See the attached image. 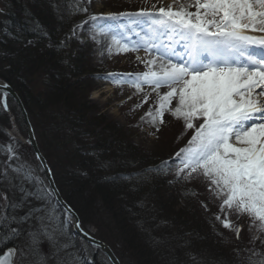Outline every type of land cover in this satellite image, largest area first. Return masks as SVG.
I'll return each instance as SVG.
<instances>
[{
  "label": "snow or ice",
  "instance_id": "snow-or-ice-1",
  "mask_svg": "<svg viewBox=\"0 0 264 264\" xmlns=\"http://www.w3.org/2000/svg\"><path fill=\"white\" fill-rule=\"evenodd\" d=\"M194 6V12L184 5L175 10L170 4L157 11L100 14L90 19L126 18V24H94L92 28L124 51L131 46V50L156 53V58L145 62L149 70L131 81L138 90L142 85L153 91L169 89L158 93L159 107L155 113H146L148 123L163 125L165 112H170L183 121L185 130H194L175 154L178 162L164 161L147 170L145 177L174 170L176 182L203 178L211 197L219 200L220 214L215 219L224 228L239 238L242 228L228 215L237 219L246 215L250 227L264 232V0H194ZM79 10L88 11L86 7ZM157 59L159 70H154ZM0 107L7 109L6 100ZM8 153L13 160L20 159L11 145ZM33 182L34 187L27 186ZM55 195L26 163L14 167L5 162L0 171V224L9 228L10 236L25 235L29 243L0 253V264H16L17 251L21 264H83L69 250L74 246L62 241L63 220H57L52 207ZM21 209L26 211L18 215ZM44 241L47 254L40 247ZM248 259L249 264H264V259Z\"/></svg>",
  "mask_w": 264,
  "mask_h": 264
},
{
  "label": "rangeland",
  "instance_id": "rangeland-1",
  "mask_svg": "<svg viewBox=\"0 0 264 264\" xmlns=\"http://www.w3.org/2000/svg\"><path fill=\"white\" fill-rule=\"evenodd\" d=\"M64 1L65 0H20L17 4H12L11 0H0L3 4L7 2L12 11L16 10V15L22 14L24 17L27 16L36 21L34 27L36 29L38 28L42 34L47 30L56 34H61V32L65 30L68 32L64 36L68 38V44H70L69 50L67 51L68 47L62 48L61 46L58 51L55 50L52 52L51 50L54 47V43H50L51 39L47 41V43L44 42V46L38 49L36 56L42 55L45 60L47 59V62L43 63L42 68L37 72L27 73L23 69L25 74L23 77L26 81L32 83L36 97H39L37 106L39 117L34 116L33 120L35 126L32 125L34 128L36 127L35 130L33 128V134L36 144L35 147L38 150L39 156L46 160L48 164L49 162L46 156L48 155L50 157V164L54 166L55 172L60 180L59 183L64 185V189H70L72 191V193H70L71 195L77 197L83 196L84 199H87L93 195L87 190L89 181L85 183L86 176L80 175L82 178L72 177L75 174V170L78 168L77 164L80 162L78 152L76 151L79 149L78 143L82 140V135L80 137L79 134L86 132L90 137H93L94 142L97 143L100 141L101 145L99 146L104 147L107 154H110L118 161L112 165V167L115 168H118V166L122 168V162H124L122 160L125 159L128 160V162H131L139 160L141 157L143 158V162L145 158L154 156V152H158L160 148H166L169 145L171 146L173 142H176V144L182 143L187 139L185 143L187 144L192 135L187 133L191 130L184 129L183 121L172 117L170 112H165L164 114V117H169L171 119V122H169L166 127L165 123L163 125H151L148 123L150 117L146 116V113L150 110L155 113L159 107L158 93L159 95H163L164 92H159V90L153 91L152 87L149 85H142V90H138L131 82L137 77L130 73V71L139 69L141 73L147 72L149 68L146 66L145 62L155 58L153 54L149 55L142 50H131L130 47L129 50L124 51L121 47L111 41L112 49L110 50V53L103 52V59L99 60L100 62H97L95 55L96 49L100 45V40L98 38L95 40L92 38L94 34L98 32L94 30L92 26L94 24L104 25L105 23L113 25L116 23L126 24L127 19L121 18L119 21H93L90 17L100 14L135 13L142 9L157 11L160 7L167 8L170 4L173 5L175 10H178L181 5L187 7L190 4L193 6L187 7L188 11L194 12L196 11V8L194 6V0H178L175 4H173V0H92L91 3H89L88 0H67L65 4H62ZM17 7H20V9ZM81 7H86L88 11L87 13L82 11L83 18L78 24L80 27H75L74 24L70 23L71 27L69 28V18L75 16V13H77ZM3 12L4 9H0V20H2V17L4 16ZM201 12H203V9H201ZM29 14L31 16H29ZM61 28H63V30H61ZM70 29H74L76 34L72 35V31H69ZM62 42H64V40ZM14 45L18 48L17 43H14ZM80 45H84L85 48L80 49ZM46 46L51 53L50 55L44 54ZM72 51L73 53H71ZM74 55L79 56L84 64L86 62L89 63L91 66L90 69L92 70L91 72L94 75V80L92 81L93 90L89 94L87 101L90 107H92L91 113H88L85 117L88 121L81 124L80 127L73 128V132L76 133L75 137H77L74 144L76 150L71 143L62 136V132L64 131L63 126H61L53 116V110L55 108L61 111L63 107H55L54 103L55 108H45L49 101L51 103V98H48L46 94L48 91H52V94L53 92L60 94L65 90L61 85L60 74L62 73L60 71L63 69L68 72L69 68L77 69ZM9 56L14 59L13 61L17 60V54L14 52L13 48L10 50ZM54 65L57 67V71L55 68L52 69ZM68 73L63 77V81H65V84H71V89H75L73 84H76L79 78L68 76ZM80 82L81 81H79V83ZM25 85L28 86L29 83L26 82ZM77 88H79V86H77ZM256 91L259 92L261 90L257 89ZM145 100L147 102H145ZM12 101L14 102V100ZM40 108H43V110L39 111ZM7 110L9 111L8 116L10 126H6L3 120L0 121V131L4 132L0 133V143L2 144L0 146V171L3 170L5 162H11L14 167L26 163L34 169L35 176H38L43 181V186H48L52 189L41 161L36 155L37 151H35L34 146L32 145V138L29 137L27 132H23L16 125L12 111L9 110L8 107ZM142 117H144L143 120L141 119ZM157 128H159V131H157ZM183 129L185 132L181 133ZM116 136L123 139L124 143L119 144ZM4 141L6 142L5 144H3ZM104 141L107 142L106 145H102V142ZM9 145H11L13 150L19 155V160H13L9 155ZM113 148L117 149V151L114 152V154H111ZM181 148L182 147H180L179 150ZM108 150H110V153ZM50 171L55 191L57 189L56 193L60 195L62 202L65 203L69 209L78 216V218H80L58 191L52 168ZM94 173H96V170H94ZM132 174L133 173H131L130 177H132ZM173 175L176 177L175 171ZM142 178V176L136 175L133 180L138 181ZM92 183L93 180H90V187L92 192L96 195V202L100 205L98 208H105L107 211L104 213L105 223L103 224L95 215H93V218L91 219L94 223L86 219L85 221L88 225L84 227L85 231L93 236L94 234L97 235L98 230H100V235L102 232L109 237L115 236L117 239H121V237L118 236L119 233L114 231L115 228H118L119 230L117 231L127 239V235L122 233L124 231L122 228L128 223L132 225L133 223L130 222L137 219V215L135 211H133V208H139L142 204L136 197L139 193L134 194L130 189L125 192L122 188H117L108 193L106 189H102L103 187H100L99 189L98 184L95 185ZM205 183L207 182L200 178L193 179L190 182L185 181L181 183V185L189 187L197 186L196 190L199 192L196 193L197 205L200 206L202 202H205L212 210L216 211L217 214H220L219 200L211 197L209 188H205L204 186ZM79 184L82 185L80 186ZM27 186L30 188L34 187V182ZM145 193L146 192H142V194ZM145 198L149 199V196H145ZM51 200L52 207L55 208L56 211L57 220H63L65 235L62 238V241L74 245V247L69 250L76 253L79 260L85 257L86 260H84L83 263L91 259V254H97L99 260H102L104 264H112L103 251L91 246L87 242L85 243L79 240L74 233V221L72 216H70L67 210L63 208L56 195L53 196ZM142 201H147V199H144L143 197ZM174 201H176V199H174L173 202ZM151 202L154 207L157 206L155 199ZM180 202L186 206L184 201ZM181 203L180 208L185 209ZM168 206L172 213L169 212L170 210H166L163 205L157 207L162 218L167 216L171 217L175 214V217L173 216V218H176L177 221H181L185 212L178 207H171L169 204ZM25 211L26 209L19 210L21 215H23ZM95 211L94 205L92 213H95ZM228 219L233 221L234 225H239L242 229L244 228L241 230L239 236L243 239V243L239 246L242 250L243 248H252L253 246H264V243H262V241H264V232L259 231L255 225L250 227L251 221L246 215H241L240 218L237 219L235 215L229 214ZM27 226L28 225L25 224V227ZM111 230L113 231V234L110 233ZM226 230L231 234L234 233L232 230ZM165 233L166 232H158L159 236ZM253 237H256V239H253ZM108 239L111 243L115 242V238ZM236 239L238 238L236 237ZM11 240H15L17 245L21 247H25L29 243L28 238L25 235L19 237L11 236ZM19 240H21L23 244L19 242ZM97 240L101 241L99 239ZM105 244L108 245L107 243ZM117 245L121 247V244ZM40 247L45 254H47L48 243L44 241L40 244ZM28 259L31 260L33 258L29 257ZM15 260L16 264H21L19 251H17ZM50 262L51 261H49V264ZM25 264H27V261H25Z\"/></svg>",
  "mask_w": 264,
  "mask_h": 264
},
{
  "label": "trees",
  "instance_id": "trees-1",
  "mask_svg": "<svg viewBox=\"0 0 264 264\" xmlns=\"http://www.w3.org/2000/svg\"><path fill=\"white\" fill-rule=\"evenodd\" d=\"M18 1L20 0H11L12 4H17ZM66 1L67 0L62 4H65ZM17 8L20 9V7ZM0 9H4V16L2 20H0V35L9 36L10 38L7 40V38L3 37L2 41H0V55H6V62L8 66L10 65V68L0 69V78L8 82L19 94L27 112H29L32 125H34V120H32L31 115L33 112L35 113L38 111L37 106L39 97H36L32 83L24 79V71L27 73L37 72L42 68L43 63L47 62V59L45 60L42 55L36 56V53L38 49L44 46V42L47 43L50 39V43H54V47L51 50L52 52L55 50L58 51L61 46L62 48L68 47V51L70 44H68V38L64 36L68 32L65 30L61 32V34H56L47 30L42 34L38 28L36 29L34 27L36 21L27 16L24 17L22 14L16 15V10L12 11L7 2L4 4L1 3ZM29 16L31 15L29 14ZM82 18L83 12L79 10L75 13V16L69 18V28L71 27L70 23L74 24L76 27ZM61 30H63V28H61ZM69 31H71V29ZM63 40L64 42H62ZM14 43L18 44V48ZM12 48L17 54L16 61H13L14 59L9 56V52ZM79 48L84 49L85 46L80 45ZM71 53H73V51ZM44 54H51L47 46L45 47ZM74 58L77 69L69 68V73L63 69L60 71L62 73L60 74L61 85L65 90L60 94L56 92L52 94V91H48L46 94L48 98H51V103L49 101L48 105L45 106V108L50 109L58 106L63 107L61 111L55 108L53 110V116L57 119L59 124L63 126L64 131L62 132V136L71 143L73 148L77 139V137H75L76 133L73 132V128L80 127L81 124L86 123L88 121V119L85 118L87 112L92 110V107H90L87 101L89 94L93 90L92 81L94 80L90 64L87 62L84 64L79 56L74 55ZM54 68L57 71L55 65L52 69ZM67 73L68 76L79 78L78 82L73 84L75 89H71V84H65V81H63V77H65ZM80 80L83 83H79ZM26 82L29 83L28 86L25 85ZM77 86H79V88H77ZM0 99H2L1 95ZM8 101H11V99ZM15 106L16 107H11V105H9L15 122L23 132H26L21 113L16 104ZM41 110H43V108H40L39 111ZM5 117H8L7 113L0 107V121L3 120L6 126H10L9 117ZM36 117L39 116L36 115ZM169 122H171V119L167 118L165 127ZM183 132H185L184 129L181 133ZM0 133L4 132L0 131ZM187 133L190 134V132ZM41 136L43 137L42 134ZM79 136L82 139L78 143L79 149H74L78 152L80 162L77 164L78 168L75 170V174L72 176L73 178H82L80 175H84L86 176L85 183L93 180L92 184H98L99 189L103 187L102 189H106L108 193L117 188H122L125 192L130 189L134 194L139 193L136 197L142 204L139 208H133V211H135L137 215V219L130 222L133 223L132 225L128 223L122 228L124 230L122 233L127 235V239L117 231L119 230L118 228H115L114 231L119 233L118 236H120L121 239H117L115 236L109 237L102 232L100 235V230H98L97 235H93L97 239L107 243L122 264H215L214 259L219 261L222 260V264H249V257L253 260L264 259V255H262L264 254V246H253L252 248H243L242 250L239 247L243 243L242 237L236 239L235 233L231 234L223 228L222 224L215 219V215L217 214L216 211L212 210L207 203L202 202L201 205L198 206L196 202V193H199L196 190L197 186L189 187L181 185V183L185 181L176 182L177 178L173 175L174 170L166 175L149 173L148 177H145L144 173L147 170L162 166L164 161H168L169 164H172L174 161L172 162L171 158L175 156V153L179 151L180 147L186 145L187 139L182 143L176 144V142H173L171 146L160 148L158 152H154V156L145 158L143 162V158L141 157L139 160L131 162L125 159L122 160L124 161L122 162V168L119 166L115 168L112 167V165L118 161L110 154H107L104 147L99 146L101 145L100 141L97 143L94 142L93 137H90L86 132L79 134ZM116 138L119 144L124 143V140L120 137L116 136ZM5 143L4 141L3 144ZM106 143L107 142L104 141L102 145H106ZM1 145L0 143V146ZM108 151L110 153V150ZM116 151L117 149L113 148L111 154H114ZM46 157L50 164V157L48 155ZM50 166L53 170L57 187L61 191L66 202L79 215L83 229L88 225L86 224V219L93 222L91 220L93 215L98 217L102 224L105 223L104 213H106L107 210L105 208H98L100 205L96 202V195L92 192L89 182L87 190H89L93 196L84 199L83 196L77 197L71 195L70 193H72V191L70 189H64V185L59 183L60 180L58 179L54 166L52 164H50ZM94 170H96V173H94ZM131 173H133L132 177H130ZM136 175L142 176L143 178L138 181L133 180ZM169 181H172V183H169ZM79 185L81 186L82 184ZM204 186L205 188L208 187L207 183H205ZM142 192L146 193L142 194ZM145 196H149V199L145 198ZM141 197H144L147 201H142ZM153 199L156 200V207H154L151 202ZM174 199H176V201L173 202ZM180 201H184L186 206ZM180 203L185 209L180 208ZM168 204L171 207H178L185 212L181 221H177L176 218H173L175 214L171 216L172 218L169 216L162 218L157 207L163 205L166 210L168 209V211L170 210L169 212L172 213ZM94 205L95 210L98 212L95 211V213H92ZM205 205L207 206L206 208ZM9 212H11L10 209ZM18 215H21L19 210ZM158 232L166 233L159 236ZM110 233L113 234V231L111 230ZM5 235H9V228L3 235L0 232L1 250L8 246H18L15 240H10L9 242L4 241ZM108 238H115V242L111 243ZM159 240H163L164 242L157 244L156 241ZM117 244H121V247ZM237 250H239V254H237ZM202 253H205L207 257L201 255ZM81 260L84 261L86 258L84 257ZM50 264L52 263L50 262ZM83 264L104 263L102 260H99L97 254H91V259Z\"/></svg>",
  "mask_w": 264,
  "mask_h": 264
},
{
  "label": "water",
  "instance_id": "water-1",
  "mask_svg": "<svg viewBox=\"0 0 264 264\" xmlns=\"http://www.w3.org/2000/svg\"><path fill=\"white\" fill-rule=\"evenodd\" d=\"M0 85H8L6 84L4 81H0ZM9 86V85H8ZM0 92H3V93H7L8 96H10L16 103L17 105L19 106L22 114H23V119H24V122L27 126V133L29 134V137L32 138V145L34 146V149L36 152V155L37 157L40 159L41 161V164L43 166V169L48 177V180L50 181V185L52 187V189L55 191V186L53 185V180L51 178V171L50 169L49 170H46L44 167H45V160L39 156L38 154V150L37 148L35 147V140H34V134H33V130L31 128V125L29 123V120H28V117H27V114L25 112V109L23 107V104H22V101L21 99L19 98V96L14 92V90L9 86L7 88H0ZM57 191V189H56ZM55 191V193H56ZM56 196L59 200V202L62 204L63 208L67 210V212L70 214V216H72V218L74 219V231H75V234L78 235L80 238H82L83 240H85L87 243L101 249L103 251V253L107 256L108 260L112 263V264H121L119 259L116 257V255L114 254V252L111 250V248L106 245L105 243L101 242V241H98V240H95L93 237L89 236L88 234H86L85 232H83L80 228V220L78 218V216H76V214L71 210L69 209V207L62 202V200L60 199V195L56 193ZM7 251V250H6ZM5 251V252H6ZM15 259V257H14Z\"/></svg>",
  "mask_w": 264,
  "mask_h": 264
},
{
  "label": "bare ground",
  "instance_id": "bare-ground-1",
  "mask_svg": "<svg viewBox=\"0 0 264 264\" xmlns=\"http://www.w3.org/2000/svg\"><path fill=\"white\" fill-rule=\"evenodd\" d=\"M0 4H1V2H0ZM94 36L96 37V38H98L99 40H100V45H99V47L96 49V55H95V57H96V60H97V62H100L99 60H102L103 59V52H105V53H110V50L112 49L111 48V46H112V44H111V39H110V37H108V36H105V35H102V34H100L99 32H97L96 34H94ZM3 37H5V38H7V40H9L10 38H9V36H1L0 35V41H2V39H3ZM153 55H155L156 56V53H153ZM160 60L159 59H157V65H155V66H153V69L154 70H159V64H160ZM165 63H166V61H164ZM4 68H10V65L8 66V63L6 62V55H4V54H2V55H0V69L1 70H3ZM0 81H4L6 84H8L11 88H13L8 82H6L5 80H3L2 78H0ZM81 81V80H80ZM82 82V81H81ZM83 83V82H82ZM14 90V89H13ZM169 89H167L166 87H162V88H160L159 89V92H167ZM259 90H261V89H259ZM14 92L19 96V94L14 90ZM0 95H1V97H2V99H0V104H2V102L3 101H5L6 100V102H7V105H8V108H9V110H10V107H9V105H11V106H14V107H16L15 106V103L12 101V99L9 97V96H4V93L3 92H0ZM19 98L21 99V97L19 96ZM9 99H11V101H8ZM173 106L176 104V100H173ZM23 104V107H24V109H25V112H26V114H27V117H28V120H29V123H30V125H31V128H32V130H33V126H32V122H31V118H30V115H29V112H27V110H26V108H25V105H24V103H22ZM17 105V104H16ZM17 107H18V109H19V111H20V113H21V116H22V119H23V114H22V112H21V110H20V108H19V106L17 105ZM30 107V106H29ZM3 108V107H2ZM4 109V108H3ZM30 110H31V107H30ZM4 111L7 113V116H8V114H9V111L7 110V109H4ZM90 114L91 113V111L90 112H87V114ZM36 115H38V113L37 112H33V114L31 115L32 116V120H33V118H34V116H36ZM9 117V116H8ZM8 117H5V118H8ZM23 123H24V125H25V129H26V132H27V126H26V124H25V122H24V119H23ZM17 125V124H16ZM36 128V127H35ZM35 128H34V130H35ZM46 164H45V169L46 170H49V165H48V163L47 162H45ZM58 188V187H57ZM58 191L61 193V191L59 190V188H58ZM80 221H81V219H80ZM7 227H6V225L5 224H0V232H1V234L3 235L6 231H7ZM8 233V232H7ZM11 240V236L10 235H5L4 236V241H6V242H9ZM19 242H21V240H19ZM15 246V245H14ZM14 246H8V247H6V248H4L3 250H1L0 249V253H4L7 249H9V248H13ZM201 255H204L205 257H207V255L205 254V253H202ZM214 262H215V264H217V263H221L222 264V260H215L214 259Z\"/></svg>",
  "mask_w": 264,
  "mask_h": 264
}]
</instances>
